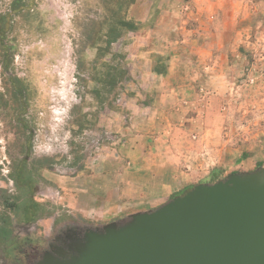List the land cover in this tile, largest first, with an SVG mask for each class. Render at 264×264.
<instances>
[{
    "label": "rangeland",
    "instance_id": "rangeland-1",
    "mask_svg": "<svg viewBox=\"0 0 264 264\" xmlns=\"http://www.w3.org/2000/svg\"><path fill=\"white\" fill-rule=\"evenodd\" d=\"M128 1L0 0V264L264 168V0Z\"/></svg>",
    "mask_w": 264,
    "mask_h": 264
},
{
    "label": "water",
    "instance_id": "water-1",
    "mask_svg": "<svg viewBox=\"0 0 264 264\" xmlns=\"http://www.w3.org/2000/svg\"><path fill=\"white\" fill-rule=\"evenodd\" d=\"M75 233L35 264H264V168Z\"/></svg>",
    "mask_w": 264,
    "mask_h": 264
},
{
    "label": "trees",
    "instance_id": "trees-1",
    "mask_svg": "<svg viewBox=\"0 0 264 264\" xmlns=\"http://www.w3.org/2000/svg\"><path fill=\"white\" fill-rule=\"evenodd\" d=\"M122 0H120L121 2ZM135 0H129L128 3L132 4ZM118 5L119 1H118ZM116 13H114L115 15ZM116 16V15H115ZM132 27V24H130L127 21H124L121 18H112L110 21V26L108 27L107 33L105 35V39L103 41V46L97 47V60H101V56H103L110 48V46L117 42L119 38L122 37L123 31L129 30ZM102 67L105 68V71H99L96 72V74L93 76L92 81L95 82L98 86H96L92 93L96 96V99H98L100 102H103L102 98L105 94H108L110 91H112L122 80L124 75H126V71L122 70L118 65L110 64L109 62H101ZM79 69V68H78ZM81 71V69H80ZM158 75L165 74L164 68L154 70ZM212 179L218 178V172L212 171ZM212 182V181H211ZM192 188V187H191ZM191 188L186 189L184 193L189 191ZM178 195L174 196L173 198L177 197ZM36 206H39V204H35ZM7 222H5L4 226L0 227V235H3L5 238L9 235V231L6 229ZM2 236V237H3Z\"/></svg>",
    "mask_w": 264,
    "mask_h": 264
},
{
    "label": "flooded vegetation",
    "instance_id": "flooded-vegetation-1",
    "mask_svg": "<svg viewBox=\"0 0 264 264\" xmlns=\"http://www.w3.org/2000/svg\"><path fill=\"white\" fill-rule=\"evenodd\" d=\"M181 195V194H180ZM75 228H71L72 230H74L76 233V236H78L79 234V232H82V230H84L85 228H79V227H77V226H74ZM7 229V228H6ZM68 230V229H67ZM66 230V231H67ZM65 231V232H66ZM64 233V232H63ZM63 233H61L60 234V237H59V244H53V245H51L50 247H49V250L48 251H45V252H43L42 253V255L36 260V261H38V260H40L41 259V257L44 255V254H46V253H52L55 249H57L58 247H61L62 246V243H63V238H64V234ZM3 236V235H2ZM3 239H6L4 236L2 237ZM36 261H34V262H32V263H30V264H35L36 263Z\"/></svg>",
    "mask_w": 264,
    "mask_h": 264
},
{
    "label": "crops",
    "instance_id": "crops-1",
    "mask_svg": "<svg viewBox=\"0 0 264 264\" xmlns=\"http://www.w3.org/2000/svg\"><path fill=\"white\" fill-rule=\"evenodd\" d=\"M215 171H217V172H218V171H220V170H219V169H217V170H215ZM218 173H219V172H218ZM233 174H234V173H233ZM192 187H193V186H192Z\"/></svg>",
    "mask_w": 264,
    "mask_h": 264
}]
</instances>
